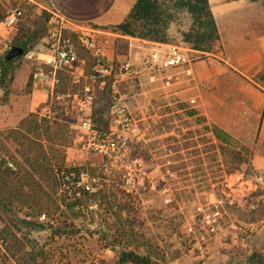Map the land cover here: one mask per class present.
<instances>
[{
  "label": "rangeland",
  "instance_id": "rangeland-1",
  "mask_svg": "<svg viewBox=\"0 0 264 264\" xmlns=\"http://www.w3.org/2000/svg\"><path fill=\"white\" fill-rule=\"evenodd\" d=\"M246 1L251 4L249 14L256 18L249 24L264 31V0ZM136 2L119 0L108 19L83 25L110 38L126 55L127 44L119 43L124 34L118 28L124 19L119 18L127 16ZM33 4L37 5L34 0H0V17L15 9L24 12L18 29L0 36V173L8 164L16 167V173L0 179V199L9 206L0 208V264H24L27 256L21 251L30 246L46 249L45 264H131L120 260L122 252L130 250L160 264H264V182L257 180L264 174L253 165L255 152L264 156L260 134L264 109L251 96L252 87L247 85L251 80L236 69L245 66L229 65L222 59L231 60V53L218 52L219 89L210 80L205 99L171 104V79L159 65L156 92L140 104L136 96L141 91L132 82L138 79L139 68L132 64L131 73L119 76L113 89L109 139L99 138L95 100L89 102L87 96L94 94L99 100L101 84L87 49H81L75 69L61 74L54 91L32 80L52 30L61 24L48 7ZM178 16L167 39L192 48L184 41L191 18L186 12ZM19 32L31 35L26 53L34 52V59L23 55L5 66L10 47L21 46L20 38H15ZM149 58L141 60L151 66ZM124 59L120 61H129ZM185 70L191 78L196 76V69ZM246 74L264 78V72ZM215 90L221 101L214 105ZM69 93L83 100L70 98ZM121 99L128 106V125L117 121L114 110ZM182 103L207 121L199 124L198 116L188 117L179 109ZM206 125L228 131L234 144L220 142ZM120 134L127 138L125 151ZM27 155L35 158L36 167L37 161L49 162V170L43 166L36 171ZM63 161L79 167L82 183L96 193L79 217L67 211L69 187L56 184ZM41 208L49 213H40ZM66 223L75 226V232L60 236L49 226Z\"/></svg>",
  "mask_w": 264,
  "mask_h": 264
},
{
  "label": "crops",
  "instance_id": "crops-1",
  "mask_svg": "<svg viewBox=\"0 0 264 264\" xmlns=\"http://www.w3.org/2000/svg\"><path fill=\"white\" fill-rule=\"evenodd\" d=\"M118 1L119 0H34L40 8H49V10L56 15L77 24H92L105 21L113 13ZM210 3L221 34V47L218 52L231 53V60L226 58L222 60L228 62V64L233 67L235 62L245 66V69H236L251 80L250 83L247 82V85L252 87L251 96L253 100H256L255 103L259 104L260 107L264 109V78H261L262 80H255L246 74L247 70L248 73L251 71L254 74L264 72V31L259 32L253 26L255 21L252 20L256 18L255 15L249 14L251 4L246 0H210ZM125 17L124 15L119 19L123 20ZM250 21L253 23L249 24ZM123 37L124 40L119 41V43L125 42L127 44V54H120L119 45L114 43L113 48L109 50V56L118 60L125 58L124 60H129L135 67L139 68L135 76L138 79L135 78L136 80L132 82L137 84L135 89L137 91L140 89L141 91L140 95L136 96L140 97V104H145L147 103L146 97L150 99L152 94L156 92L154 88L158 86L159 80H161L160 74L156 69V67L159 65L161 66V64H155L153 62V55L158 51L169 52L172 50V46L179 45L170 42L164 43L134 38L127 35ZM180 47L183 48V53L186 55V62L181 66L166 68V73L171 79L169 83L171 85L170 96L173 97L170 99L171 104L180 102V99L188 101V99L192 98L193 102L197 101L196 98L205 99L204 92L206 95L210 93L209 90L206 89V83H209L210 80L214 82L213 86H217V90L219 89V83L217 82L220 79L221 71L215 63L217 61L215 58L218 57L221 59L222 57L218 56V52L205 53L190 47ZM242 47L248 48V51L244 53L240 52ZM233 51H235V53H233ZM204 53L209 55L206 57ZM194 55H196V58H193ZM145 56L150 57L149 60L151 61L149 62H151V66L146 64L147 61L144 63V60H141L142 57L144 58ZM192 61H195L194 64ZM152 62L155 65H152ZM185 68H189L192 72L196 69V76L193 77L195 81L186 73L187 70H185ZM192 88H196V91H194L195 93L190 91ZM220 101V95L218 91L215 90L212 103L215 105ZM180 111L183 112L184 110L181 109ZM261 117L263 119L260 134L261 137L264 138V110ZM253 165L259 173L264 174V156L255 152Z\"/></svg>",
  "mask_w": 264,
  "mask_h": 264
},
{
  "label": "trees",
  "instance_id": "trees-1",
  "mask_svg": "<svg viewBox=\"0 0 264 264\" xmlns=\"http://www.w3.org/2000/svg\"><path fill=\"white\" fill-rule=\"evenodd\" d=\"M32 4V3H31ZM32 6L38 7L39 5L33 4ZM46 12V10H44ZM186 12L191 18L190 29L184 33V41L192 46L193 49L201 52L214 53L220 50L221 45V34L215 14L212 10L210 0H137L134 7L127 14L124 22L119 25V30L122 34L132 36L141 39L153 40L158 42L170 41L167 39V32L171 29L172 23L180 16V13ZM6 15H1L0 20ZM138 30H143L137 32ZM19 32L15 36L16 39L20 38V45L29 48L32 37L29 33ZM19 36V37H18ZM116 62L120 65L122 62L116 59ZM11 61H5L7 66ZM114 77L108 78L104 86H98V92L100 93L99 100L94 99L95 108L93 110V117L95 119V128L100 137L109 139L111 133L110 124V108L112 106V94ZM100 84V83H99ZM181 109L187 112L189 117H197L199 124L207 121L205 116L199 114V111L195 108H190L186 103L179 105ZM207 129L214 134V136L222 143L226 145H233V136L218 125H214L210 128L206 125ZM27 138V136H25ZM24 140V137H22ZM104 145L106 143H103ZM126 146H124V151ZM29 156V157H28ZM28 160H33L31 164L36 171H39L43 166L46 170H49L50 163L43 161L40 163L37 161L38 166L36 167L35 158L31 155H27ZM16 167H12L10 164L2 169L0 173V179L6 178L16 173ZM52 168V167H51ZM4 170V171H3ZM83 171L79 167L69 166L64 161L57 168L56 173V184L61 189L70 190V199L66 202L67 211L71 213L69 216L79 217L82 213L81 209L86 207L85 204L96 193L88 189L86 185L82 183ZM5 176V177H3ZM14 184V183H13ZM21 187V186H16ZM15 187V188H16ZM4 199H0L1 206L9 208L8 204L5 203ZM45 208V207H44ZM40 210L49 213L48 209ZM53 228V233L56 235L64 236L75 232L71 223L64 225H49ZM24 256H27V262L24 264H45L43 259L46 257V249L43 247L30 246L27 250L23 249ZM122 263L131 264H160L155 262L150 256L140 254L136 251H124L121 254Z\"/></svg>",
  "mask_w": 264,
  "mask_h": 264
},
{
  "label": "built area",
  "instance_id": "built-area-1",
  "mask_svg": "<svg viewBox=\"0 0 264 264\" xmlns=\"http://www.w3.org/2000/svg\"><path fill=\"white\" fill-rule=\"evenodd\" d=\"M60 17V16H59ZM24 19V12L15 9L0 21V36H10L18 29ZM61 24L52 30L49 38V46L46 52L40 54V61L33 71L32 80L35 84L48 86L54 91L60 83L61 74L71 71L81 62V49H87L94 61V76L100 79L101 86H104L108 78L114 77L112 89H116L118 77L131 73L132 63L126 62L118 64L116 59L109 56V50L114 43L108 37L97 36L99 31L90 30L83 24L70 22L62 17ZM76 29H71L69 26ZM25 55L29 59H34L35 53L28 52ZM153 62L160 63L161 67L181 66L186 62V55L180 46H172V50L167 52L158 51L153 55ZM68 96L75 100L82 101L78 94L69 93ZM94 94L87 96V101L92 102ZM114 110L118 114V122L130 124L128 106L123 99L114 105ZM122 137V134H120ZM123 144L126 146L127 138L122 137ZM144 183V177L141 179ZM257 180L264 182L263 175H257Z\"/></svg>",
  "mask_w": 264,
  "mask_h": 264
},
{
  "label": "water",
  "instance_id": "water-1",
  "mask_svg": "<svg viewBox=\"0 0 264 264\" xmlns=\"http://www.w3.org/2000/svg\"><path fill=\"white\" fill-rule=\"evenodd\" d=\"M26 49L22 46L19 45H13L10 47L7 55H6V60L7 61H12L13 59L17 57H21L25 55Z\"/></svg>",
  "mask_w": 264,
  "mask_h": 264
}]
</instances>
